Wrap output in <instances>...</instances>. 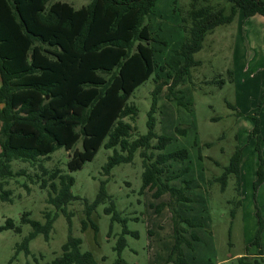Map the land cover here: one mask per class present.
<instances>
[{
	"label": "rangeland",
	"instance_id": "obj_1",
	"mask_svg": "<svg viewBox=\"0 0 264 264\" xmlns=\"http://www.w3.org/2000/svg\"><path fill=\"white\" fill-rule=\"evenodd\" d=\"M55 2L78 10L90 0H50L46 6ZM205 6L224 8L227 13L231 4L225 0H158L147 16L155 67L150 78L129 98L138 110L134 121L124 119L136 127L131 139L147 132L156 81L170 84L168 74L174 76L183 63L176 51L187 37L188 11ZM193 58L200 64L181 79L172 96L167 85L156 95L154 132L170 141L162 150H149L154 156L187 152L186 159L165 163V175L171 176L168 185L181 190L189 200H176L169 192L154 198L153 191L142 190L140 150L130 163L118 164L108 173L104 167L114 150L104 147L81 170L72 173L67 171L69 153L62 148L34 165L14 160L10 164L13 175L4 185L11 193L10 199L0 200V226L11 219L20 232L0 231V264L51 262L61 254L69 235L81 239V250L91 252L97 264H117L118 259L121 264H171L166 259L174 245V221L185 240L181 251L190 264H238L237 259L246 254H264V183L257 189L253 187L256 149L264 162L263 16L255 14L245 19L238 10L230 24L205 36ZM257 120L260 140L249 135ZM180 129L185 133L180 134ZM156 144L155 137L150 145ZM76 147H81V141ZM236 149L241 150L247 163H239V180L235 174H228L223 186L224 169ZM40 166L58 168L73 177L71 193L77 199L65 207L66 214L47 203V190L40 187ZM101 183L106 197L90 216L98 231L94 233L90 225L82 231L85 202H95ZM112 204L113 210L107 212ZM45 212L57 213L51 231L47 237L37 234L24 247L32 228L21 222L22 215L44 224ZM122 236L125 245L118 254L115 248ZM260 263L264 264V255Z\"/></svg>",
	"mask_w": 264,
	"mask_h": 264
},
{
	"label": "trees",
	"instance_id": "obj_2",
	"mask_svg": "<svg viewBox=\"0 0 264 264\" xmlns=\"http://www.w3.org/2000/svg\"><path fill=\"white\" fill-rule=\"evenodd\" d=\"M49 1L0 0V200L10 199L11 193L4 185L13 175L12 161L34 165L40 158L49 159L62 148L69 153L67 171L72 173L81 170L104 147L114 150L105 164L106 173L118 164L130 163L134 153L140 150L142 190L153 191L154 198L169 192L171 198L188 201L181 190L168 185L171 176L165 175V163L169 159L184 160L187 152L180 150L156 156L149 152L151 148L162 150L170 141L154 132L156 95L167 85L168 94L172 96L174 87L189 75L191 68L200 64L193 55L201 50L205 36L219 26L230 24L238 10L245 19L255 14L264 18V0H225L231 4L227 13L224 8L211 6L193 7L188 11L187 37L176 51L183 63L174 76L168 74L170 84L156 81L147 114V132L135 139L131 138L136 127L124 119L137 118L138 110L128 102L129 98L154 71V50L150 46L153 39L145 20L158 0H90L78 10L61 2L47 7ZM177 131L185 133L184 129ZM249 135L258 140L262 137L258 120ZM155 137L157 144L151 146L150 141ZM78 141H81L80 148L76 147ZM256 152L254 189L264 183L263 157L257 149ZM240 160L241 150L236 149L224 169L223 186L228 174H235L239 180ZM40 170V187L47 190V203L66 214L65 207L77 199L71 193L73 177L62 174L58 168L47 170L40 166ZM105 197L101 183L95 202H85L82 231L90 225L97 233L90 216ZM113 208L112 204L107 212ZM56 217L57 213L45 212V223L41 224L23 214L21 222L32 228L23 246L39 233L47 237ZM113 218L116 219L115 214ZM3 230L20 232L11 219L0 226V231ZM173 240L166 261L190 264L181 251L185 240L178 232L176 221L173 222ZM124 241L123 236L118 240L115 248L118 254ZM257 241L258 237L254 242ZM263 255L261 251L253 256L246 254L237 262L261 264ZM121 263L118 259L117 264ZM46 264L97 262L91 252L81 250L80 238L69 235L61 254Z\"/></svg>",
	"mask_w": 264,
	"mask_h": 264
},
{
	"label": "crops",
	"instance_id": "obj_3",
	"mask_svg": "<svg viewBox=\"0 0 264 264\" xmlns=\"http://www.w3.org/2000/svg\"><path fill=\"white\" fill-rule=\"evenodd\" d=\"M260 130H261V127H260ZM256 160H257V157H256ZM240 163H243V164H244V163H247V162H244V160L242 159V154H241V160H240ZM256 164H257V163H256ZM256 169H257V165H256ZM255 173H256V170H255ZM255 173H254V174H255ZM263 185H264V184H263Z\"/></svg>",
	"mask_w": 264,
	"mask_h": 264
}]
</instances>
